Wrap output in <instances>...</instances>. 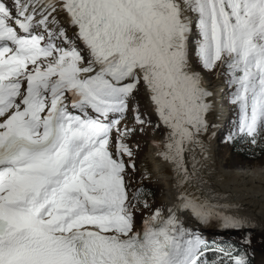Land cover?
<instances>
[{
	"label": "snow or ice",
	"instance_id": "obj_1",
	"mask_svg": "<svg viewBox=\"0 0 264 264\" xmlns=\"http://www.w3.org/2000/svg\"><path fill=\"white\" fill-rule=\"evenodd\" d=\"M213 140L264 152V0H0V264H253Z\"/></svg>",
	"mask_w": 264,
	"mask_h": 264
},
{
	"label": "bare ground",
	"instance_id": "obj_2",
	"mask_svg": "<svg viewBox=\"0 0 264 264\" xmlns=\"http://www.w3.org/2000/svg\"><path fill=\"white\" fill-rule=\"evenodd\" d=\"M205 84L217 97L222 95L224 85L221 80L215 79L210 84L206 82ZM215 143L216 141L213 140L208 167L204 170V179L208 182L200 186L202 194L211 198V193L214 191L218 194L215 198L218 202L238 205L241 211L236 214L249 217L251 220H255L259 227L264 228V167L250 165L229 167L228 164L223 163L222 158L217 156L214 148ZM154 151L152 146L146 161L148 162L147 166L155 175L165 179L169 193L168 199L171 195V173L168 170L170 166L158 161Z\"/></svg>",
	"mask_w": 264,
	"mask_h": 264
},
{
	"label": "rangeland",
	"instance_id": "obj_3",
	"mask_svg": "<svg viewBox=\"0 0 264 264\" xmlns=\"http://www.w3.org/2000/svg\"><path fill=\"white\" fill-rule=\"evenodd\" d=\"M217 79L214 75H209L205 77V82L207 84H210L212 81ZM151 138L152 134L149 133L148 136L143 137V143L141 146V150L139 152V161L137 162L139 172H149L151 173V180L150 182L154 187L153 190L155 192V195L157 196V201L163 202L167 200V196H169L166 181L163 177L159 175H155V173L150 169L149 166H147L148 157L150 155L151 150ZM215 152L217 153V156L223 159V163L228 164L227 166L236 168L239 166H258V167H264V153L260 155H257V159H250L248 158L243 152L239 153L236 152L233 147H229L227 145V142H223L221 140H216L215 143ZM242 156V157H241ZM244 157V158H243ZM246 158V159H245ZM159 161V160H158ZM138 172V173H139ZM137 173V179H139L140 174ZM222 211H227L230 214H236V212L241 211L240 208H229L227 209H221ZM234 211V212H233ZM253 220V219H252ZM254 224L255 227L250 229L251 231V247L249 251L252 253V258L256 260V264H264V228L259 227L257 225V222L255 220Z\"/></svg>",
	"mask_w": 264,
	"mask_h": 264
},
{
	"label": "trees",
	"instance_id": "obj_4",
	"mask_svg": "<svg viewBox=\"0 0 264 264\" xmlns=\"http://www.w3.org/2000/svg\"><path fill=\"white\" fill-rule=\"evenodd\" d=\"M230 147H233V148L235 149L236 152H239V153H242V152H243V151L240 150V148H239L238 146H234V145L230 144ZM244 147H246V146H244ZM257 151L259 152V155H260V153H261V154L264 153V152H260L259 149H257ZM243 153L249 158V154H247L246 152H243ZM257 157H258V156H257ZM257 157H256L255 159H257ZM253 264H256V262L253 263Z\"/></svg>",
	"mask_w": 264,
	"mask_h": 264
}]
</instances>
